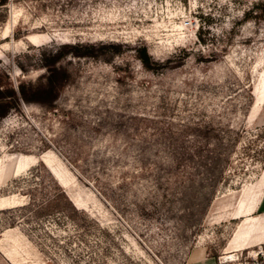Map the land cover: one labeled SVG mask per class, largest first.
I'll use <instances>...</instances> for the list:
<instances>
[{"label": "rangeland", "instance_id": "374dc122", "mask_svg": "<svg viewBox=\"0 0 264 264\" xmlns=\"http://www.w3.org/2000/svg\"><path fill=\"white\" fill-rule=\"evenodd\" d=\"M0 264H264V0L0 5Z\"/></svg>", "mask_w": 264, "mask_h": 264}, {"label": "trees", "instance_id": "16d2710c", "mask_svg": "<svg viewBox=\"0 0 264 264\" xmlns=\"http://www.w3.org/2000/svg\"><path fill=\"white\" fill-rule=\"evenodd\" d=\"M8 2H9V0H0V5L7 4Z\"/></svg>", "mask_w": 264, "mask_h": 264}]
</instances>
